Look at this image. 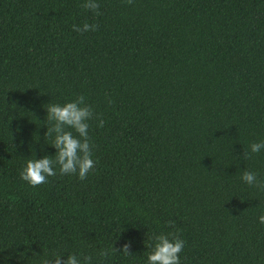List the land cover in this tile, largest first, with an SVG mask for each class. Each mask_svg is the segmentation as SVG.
Wrapping results in <instances>:
<instances>
[{
	"label": "trees",
	"instance_id": "obj_1",
	"mask_svg": "<svg viewBox=\"0 0 264 264\" xmlns=\"http://www.w3.org/2000/svg\"><path fill=\"white\" fill-rule=\"evenodd\" d=\"M96 2L0 0V259L145 264L170 233L180 264H264V0ZM80 96L92 169L29 186Z\"/></svg>",
	"mask_w": 264,
	"mask_h": 264
},
{
	"label": "clouds",
	"instance_id": "obj_2",
	"mask_svg": "<svg viewBox=\"0 0 264 264\" xmlns=\"http://www.w3.org/2000/svg\"><path fill=\"white\" fill-rule=\"evenodd\" d=\"M83 7L88 10H97L98 3L96 0H84ZM77 32L94 31L95 24L84 23L77 27L73 26ZM47 120L51 127L47 135L52 137L50 146L55 150L54 154L45 155L40 159H29L20 171V179L29 186H36L47 181V178L56 174L58 171L61 175L75 174L80 180L85 179L94 165L92 159L89 140H88V123L92 117V109L85 104L84 97L66 102L64 104H49L45 107ZM103 121H100V125ZM71 129V130H68ZM75 132L77 135H73ZM264 148V141L250 144L252 152H259ZM246 183L251 184L255 176L253 173L245 172L241 177ZM258 222L264 224V214L258 217ZM154 242L151 245V251L146 254L145 264H180L179 254L184 247V241L170 233L157 234L150 237ZM128 243L124 244V251L127 252ZM0 259V264L4 260ZM54 264H60L62 257L60 255L51 258ZM40 264H49L47 259ZM63 264H80L77 255H69L63 261Z\"/></svg>",
	"mask_w": 264,
	"mask_h": 264
}]
</instances>
